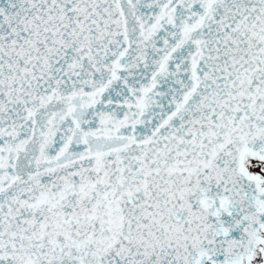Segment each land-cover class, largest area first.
I'll list each match as a JSON object with an SVG mask.
<instances>
[{"label":"snow or ice","instance_id":"6c2138e0","mask_svg":"<svg viewBox=\"0 0 264 264\" xmlns=\"http://www.w3.org/2000/svg\"><path fill=\"white\" fill-rule=\"evenodd\" d=\"M0 264H264V0H0Z\"/></svg>","mask_w":264,"mask_h":264}]
</instances>
